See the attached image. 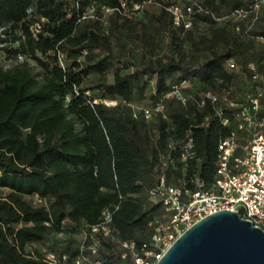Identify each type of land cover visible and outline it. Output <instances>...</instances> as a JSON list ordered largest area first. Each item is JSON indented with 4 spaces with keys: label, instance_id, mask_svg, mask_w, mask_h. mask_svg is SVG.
I'll use <instances>...</instances> for the list:
<instances>
[{
    "label": "trees",
    "instance_id": "16d2710c",
    "mask_svg": "<svg viewBox=\"0 0 264 264\" xmlns=\"http://www.w3.org/2000/svg\"><path fill=\"white\" fill-rule=\"evenodd\" d=\"M120 1L79 0L77 7L76 0H0V54L16 60L12 66L0 64V264H50L33 246L48 244L53 235L64 237L68 230L90 232L106 209L113 211L117 239L136 241L138 247L150 242L155 224L167 219L163 205L149 194L158 183L160 155L189 132L196 156L183 162L174 152L169 182L184 193L198 189L196 177L205 182L206 190L216 182L218 146L232 135L236 120L227 112L231 124L224 126L205 95L231 87L234 73L226 62L234 57L252 84L250 91L258 83L252 80L248 63L255 62L264 71L260 57L254 53L253 60H243L241 44L218 25L236 21L239 31L264 37V25L256 29L264 5L253 24L251 16L217 21L212 14L197 13L193 27L185 29L174 24L167 9L184 0L147 2L135 19L120 11L102 13V6L117 8ZM254 1L199 0L217 17L247 10ZM92 4L95 16L81 19ZM36 21L43 27L38 37L31 30ZM198 22L214 28V46L224 42L225 47L211 46L203 61H186L182 43L191 38ZM156 35L169 39L174 56L133 61L125 43L134 40L146 46ZM30 60L42 68L40 78L33 74ZM172 76L176 78L169 83ZM184 80L201 82L203 94L193 96L189 87L184 88L186 104L165 96ZM152 81L154 105L162 102L165 109L148 119L143 109L131 110L129 103L145 98ZM106 99L117 104L107 105ZM150 128L153 138L147 132ZM157 215L163 218L157 220ZM96 236L101 239L98 258L105 264H133L122 257L116 241ZM81 245L58 254L67 253L71 263Z\"/></svg>",
    "mask_w": 264,
    "mask_h": 264
},
{
    "label": "built area",
    "instance_id": "2783aa9c",
    "mask_svg": "<svg viewBox=\"0 0 264 264\" xmlns=\"http://www.w3.org/2000/svg\"><path fill=\"white\" fill-rule=\"evenodd\" d=\"M148 0L139 2L137 0H121L117 8L102 6V13L109 15L120 11L128 19L140 17ZM264 0H255L247 10H235L231 14L217 17L212 11L207 10L199 0H184L173 2L167 9L173 16L176 26H183L191 29L197 13L212 14L217 21L225 19H245L251 16L253 24L259 17ZM79 7V0H76ZM96 7L90 5L88 12L84 13L81 19L87 14L95 16ZM42 18V21H45ZM106 21V20H103ZM250 24V25H251ZM42 23L36 21L31 30L35 37L42 31ZM22 58V56H20ZM61 56V64L65 67ZM226 64L235 69L238 67L232 59ZM248 71L252 80L258 83L253 91L245 93V103H238V96L232 87H224L220 92L209 91L206 93L212 104L217 109V115L224 126L231 124V118L226 114L229 112L236 120L235 129L232 135L219 143V163L216 182L213 187L206 190L205 182L195 178L196 191L184 193L180 186L171 184L168 180L167 171L174 164V152H178L181 161L186 162L194 158V137L191 132L180 143H172L168 153H162L159 158L158 183L149 189L150 196L160 202L166 211L167 219L158 221L155 224V231L148 243L138 247L136 241H122L116 238L112 227L113 211H103L101 221L91 226V231L82 230L83 243L80 253L69 262L67 253L57 254L49 251L44 252V259L50 264H105L98 258L101 239L99 233L116 241L122 249V257L130 258L133 264H157L164 253L183 233L201 219L221 210L238 211L241 215L258 227L264 229V71L260 70L255 62L248 63ZM189 81L184 80L180 84L172 86V90L166 94L167 98L176 97L184 104L189 97L183 92L188 87ZM87 94H90L87 92ZM95 103L99 99L94 100ZM107 105H116L117 101L103 100ZM201 104H204V100ZM162 102L144 109L146 118H151L153 113H163ZM238 130L244 134L245 144L241 154L238 153ZM41 200L36 198V202Z\"/></svg>",
    "mask_w": 264,
    "mask_h": 264
},
{
    "label": "rangeland",
    "instance_id": "374dc122",
    "mask_svg": "<svg viewBox=\"0 0 264 264\" xmlns=\"http://www.w3.org/2000/svg\"><path fill=\"white\" fill-rule=\"evenodd\" d=\"M262 18L260 23L256 26V29H259L264 25V11L262 12ZM237 20V19H235ZM236 21L233 23H222L218 26H225L228 30L230 38L236 39L241 44V49L243 51V60H253V54L255 53L257 56L260 57V66L264 70V37L258 35L255 31L249 33H243L236 28L235 25ZM213 27L208 23L198 22L197 26L195 27L193 33L190 35L191 38H187L183 40L182 43V53L183 57L186 61L194 60V61H203L207 55L210 54V47L214 46L212 41L213 37ZM124 47H126V51L130 53V57L133 61H140L141 59L149 61V60H158L161 59L165 61L169 57L174 56L171 48L169 39H167L163 35H156V40L150 41L146 46H142L140 43L134 40H130L128 43H125ZM215 49H223L225 47V43H219L217 46H214ZM120 49V46H118ZM2 54V56H1ZM0 54V64L8 67L9 65H15V61H10L5 58L3 52ZM235 59V60H234ZM232 59L234 62H238L237 58L234 57ZM236 62L238 65L237 68L232 69L227 65V68L234 73L233 84L231 87L236 92L238 96V103L239 106L245 103L244 95L246 92L252 89V84L250 83L249 78L243 74V70L241 66ZM32 66V72L37 77H41L43 70L39 66V64L34 61L30 60ZM113 71H110L107 75L108 81H113ZM176 77L172 76L168 78V82L171 83L174 81ZM189 92L193 96H199L203 94L205 86L199 82L198 80H194L189 82L188 85ZM219 92V88L215 90ZM155 93V84L152 81L150 88L148 89L145 98L139 99L136 98L129 103V108L134 111H140L147 108H150L154 105V101L152 100V94ZM96 97L100 96L99 91H95ZM148 135L153 138V129L147 130ZM238 143V153L241 154L243 151V146L245 144L244 134H238L237 137ZM176 173L171 175V180H176ZM31 201L36 202L35 197H28ZM163 218L162 215H157L156 219L161 220ZM83 240V234L78 233L76 231L68 230L64 237L53 235L50 238L48 244H37L33 246V248L40 249L42 252H49V250H53L55 253H61L63 251H67L70 248H79L81 242ZM42 245V246H41Z\"/></svg>",
    "mask_w": 264,
    "mask_h": 264
},
{
    "label": "water",
    "instance_id": "95a60500",
    "mask_svg": "<svg viewBox=\"0 0 264 264\" xmlns=\"http://www.w3.org/2000/svg\"><path fill=\"white\" fill-rule=\"evenodd\" d=\"M157 264H264V229L221 210L187 229Z\"/></svg>",
    "mask_w": 264,
    "mask_h": 264
},
{
    "label": "crops",
    "instance_id": "0c3cea01",
    "mask_svg": "<svg viewBox=\"0 0 264 264\" xmlns=\"http://www.w3.org/2000/svg\"><path fill=\"white\" fill-rule=\"evenodd\" d=\"M42 246V245H41Z\"/></svg>",
    "mask_w": 264,
    "mask_h": 264
}]
</instances>
